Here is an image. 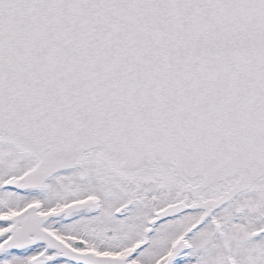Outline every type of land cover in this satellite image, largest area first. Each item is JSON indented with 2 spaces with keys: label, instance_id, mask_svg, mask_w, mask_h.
Listing matches in <instances>:
<instances>
[{
  "label": "snow or ice",
  "instance_id": "obj_1",
  "mask_svg": "<svg viewBox=\"0 0 264 264\" xmlns=\"http://www.w3.org/2000/svg\"><path fill=\"white\" fill-rule=\"evenodd\" d=\"M0 264H264V0H0Z\"/></svg>",
  "mask_w": 264,
  "mask_h": 264
}]
</instances>
